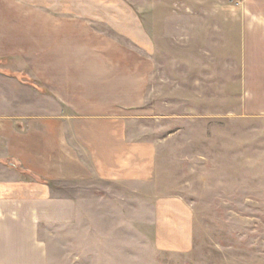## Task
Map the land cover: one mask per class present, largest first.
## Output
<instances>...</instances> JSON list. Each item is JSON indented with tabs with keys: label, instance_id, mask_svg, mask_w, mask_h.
<instances>
[{
	"label": "crops",
	"instance_id": "crops-1",
	"mask_svg": "<svg viewBox=\"0 0 264 264\" xmlns=\"http://www.w3.org/2000/svg\"><path fill=\"white\" fill-rule=\"evenodd\" d=\"M221 1V24L238 26L241 109L264 115V0ZM135 14L117 0H0V264H134L106 245L117 230L102 217L133 202L134 145L97 111L118 101L109 35L148 45Z\"/></svg>",
	"mask_w": 264,
	"mask_h": 264
},
{
	"label": "rangeland",
	"instance_id": "rangeland-1",
	"mask_svg": "<svg viewBox=\"0 0 264 264\" xmlns=\"http://www.w3.org/2000/svg\"><path fill=\"white\" fill-rule=\"evenodd\" d=\"M221 3L117 0L150 36L143 52L141 34L132 51L109 35L118 101L97 111L134 145L133 202L102 214L117 230L106 245L134 264H264V115L241 109L238 26L221 24Z\"/></svg>",
	"mask_w": 264,
	"mask_h": 264
}]
</instances>
